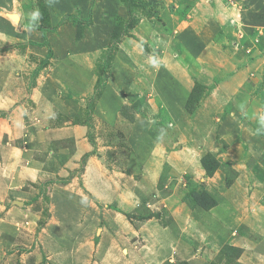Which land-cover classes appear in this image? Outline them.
I'll return each instance as SVG.
<instances>
[{"label": "crops", "instance_id": "crops-1", "mask_svg": "<svg viewBox=\"0 0 264 264\" xmlns=\"http://www.w3.org/2000/svg\"><path fill=\"white\" fill-rule=\"evenodd\" d=\"M42 3L48 10L51 26H56L60 18L67 14L86 19L90 9L91 24L82 30L80 36L71 34V30L67 34L66 30L70 29L68 23L58 28L56 32L59 34L48 32L46 37L52 51L48 59L46 46L29 44L41 43L43 39L35 26L24 25L29 22L28 13L15 11L19 15V23L12 24L15 34L8 32L11 23L2 18L0 86L9 89L0 91V237L9 235L11 238L9 247L0 243V264H16L17 260L22 264L26 260L31 261V257H34L35 264H42L39 246L46 252V264H83L90 260V254L95 250V244L87 239L100 224L106 209L111 214H126L138 204L132 190L136 186L134 176L137 175L134 166L109 159L107 148L100 145L97 138L93 145L88 141L87 126L78 121L76 123L87 108L85 99L94 94L95 63L110 43L116 22L127 20L126 8L121 0H43ZM247 3L249 9L246 15L251 24L245 30L252 34L256 28L264 29V0H248ZM179 5L189 7L190 14L174 32L193 38L194 44L189 46L191 50L188 53L198 64L211 60L209 56L215 41L208 34H226L232 12L224 9L221 0H177L176 7ZM5 6L7 4L0 7L4 15L9 12ZM141 23H144L143 19L128 34L140 32ZM225 24L227 29L221 33L220 29ZM152 29L149 25L147 30L151 33ZM123 39L120 45H128V37ZM212 53L218 55V52ZM35 56L38 62L48 61L49 64L36 77L30 91L20 95L18 88L13 89L18 86L17 77L35 70L38 65L32 62ZM244 61L240 66H222V71L230 73V76L216 86L224 93L222 97L233 104L235 118L243 120L234 122V138L232 136L229 140L232 145L229 151L222 153L223 159L240 174L237 179L245 175L249 162L252 164L250 172L253 168L258 174L264 173V162L261 161L264 139L260 135L261 129L264 130V58L250 64ZM189 68H178V74H187V78L183 79L186 82L181 99L183 105L195 82L191 77L196 72ZM47 69L49 75H45ZM105 82L93 109L89 110L88 123L91 127H95L96 122L115 126L127 121L121 117L122 102L126 97L112 84L110 77ZM50 87L59 88L61 95L56 96V90L52 91ZM248 122L259 125V129H254ZM238 135L243 140L242 145L236 142L235 136ZM56 143L57 147L51 146ZM131 148L135 165L140 167V178L146 171L155 178L159 167L155 165L153 171L152 165L141 160V148L133 147V144ZM188 160L185 162L188 163ZM194 163L190 173H194V178L205 180L206 173L200 162ZM221 174L223 171L217 170L207 180L216 181ZM138 182L145 190L143 180ZM40 191L46 195V211L50 218L39 227L44 211ZM123 223L118 228L127 232L126 236L119 233V237L109 238L105 232L100 233V243L95 250L97 263L162 264L165 261L174 262V259L185 255L184 259L189 264H201L194 255L184 253L182 244L167 238L156 223L146 229H133L127 222L126 226ZM262 224L264 230V220ZM130 228L142 238L143 243L138 247L132 246ZM106 229L109 232L110 228ZM232 241L229 242L232 244ZM82 245L84 250H80ZM261 246L256 247L259 249ZM36 247L38 249L35 250ZM75 247L81 252L78 253ZM242 252L239 261L243 264H248L251 256L260 253L259 250L253 252L250 248L246 249L245 245Z\"/></svg>", "mask_w": 264, "mask_h": 264}, {"label": "rangeland", "instance_id": "rangeland-1", "mask_svg": "<svg viewBox=\"0 0 264 264\" xmlns=\"http://www.w3.org/2000/svg\"><path fill=\"white\" fill-rule=\"evenodd\" d=\"M221 1L224 9L232 12L233 22L230 20L226 34H208L211 40L215 41L209 56L211 60L198 64L188 53L191 50L189 46L194 44L193 38H189L185 33L174 32L178 24L187 19L190 14L189 7H176L177 0H131L130 15H127V19L129 16L128 20L135 21L134 25L130 26L131 30L143 19L144 23L139 25L140 32L133 31L127 36L128 45H120L125 36H120L119 39L118 37L127 20L119 19L112 36V39H118V43L115 42L112 48L107 46L98 63H95L94 94L85 99V106H89L90 111L93 109L96 97L104 89L106 78L110 77L112 84L126 97L122 102L124 106L121 117L127 121L115 126L96 122L90 132L93 139L97 138L99 144L107 148L109 159H117V163L122 161L134 166L137 175L134 176L136 186L132 187V190L138 203L126 214H111V211L106 209L100 224L87 239L95 244V250L100 243L101 232H105L109 238H116L119 233L126 236L127 232L118 228L123 222V226H126L127 222L133 229H146L150 224L156 223L167 238L182 244L186 251L184 253L194 255L201 264H243L239 259L244 245L253 252L260 251L251 256L248 264H264V246H261L264 242V207L261 206L264 204V173L258 174L253 168L250 172L252 164L249 162L244 171L245 175L237 179L240 174L233 170L231 163L223 159L222 153L229 151L232 145L229 140L235 133L234 122L236 124L242 118H235L233 104L222 97L224 93L216 89L220 81L230 76V73L222 71L225 64L240 66L244 60L245 64H250L264 58V29L256 28L252 34L246 32L245 28L251 24L246 15V10L249 9L248 0ZM42 2L43 0H0V7L7 4L5 9L9 11L4 15V10H0V24L3 20L11 23L8 32L15 34L13 25L19 23V15L15 11L19 10L29 15V22L24 25L34 27L47 24L48 10L43 9ZM126 12L128 14L127 10ZM15 18L17 20L13 21ZM235 20L240 21L237 23ZM67 23L70 24V29L66 30L67 34L70 30L73 32L71 34H81L85 28L83 24L74 22V19ZM149 25L153 28L151 33L148 32ZM227 26L225 24L220 32L223 33ZM214 51L218 52V55L213 54ZM32 62L38 64L35 70L29 71L28 75L20 74L17 77L19 83L13 89L18 88L20 95H25L24 92L31 89L36 77L49 64L48 61L38 62L37 56ZM180 66L185 69L190 66L189 69L196 72L191 80L202 86L196 89L185 105L181 99L186 84L183 79L187 78V74H178ZM47 73L49 75V69L45 71V75ZM259 87L260 84L256 90ZM7 88L0 86V91H6L9 89ZM50 89L56 90V96L61 95L59 88ZM87 111L86 109L80 114L76 122H81L87 116ZM248 123L254 129H259V125ZM260 135L264 139L263 129ZM235 137L236 142L242 145L241 136ZM132 144L133 147L141 148V160L152 165L153 171L155 165L159 167L155 178L147 171L143 173V178H140V167L135 165L131 152ZM51 146L57 147L58 144ZM208 153L227 164L223 168V175L217 177L216 181H211L210 178L207 180V176L205 180H200L199 177L194 178V173H190L194 162L199 161L201 164L202 157ZM187 158L190 159L188 163L185 162ZM261 161L264 162V154ZM142 180L146 186L145 190L141 189L138 182ZM201 192H206L216 201V205L208 211L197 208L196 199ZM39 195H42L44 203L39 223H44L50 216L46 211V195L41 191ZM106 228H110L109 232ZM130 234L132 246L138 247L143 243L142 238L131 228ZM10 238L9 235L1 236L0 243L9 247ZM231 239L232 244L229 242ZM227 245L233 249L230 248L229 251ZM257 245L261 247L257 249ZM84 248L82 245L80 250ZM39 249V255L43 258L42 264H46V252L40 246ZM75 249L79 250L78 247ZM234 249L240 250L237 258L232 254ZM95 250L90 254V260L83 264H102L97 263ZM33 258L22 264H35ZM184 258L185 255L174 259V262L165 261L162 264H189ZM16 264L21 263L17 260Z\"/></svg>", "mask_w": 264, "mask_h": 264}, {"label": "trees", "instance_id": "trees-1", "mask_svg": "<svg viewBox=\"0 0 264 264\" xmlns=\"http://www.w3.org/2000/svg\"><path fill=\"white\" fill-rule=\"evenodd\" d=\"M121 2H123L124 7L128 11L127 15H130L131 0H122ZM43 9H45V11H46V8L43 7ZM90 17H91V9H90L88 17L86 19H79L76 16L67 14V15L63 16V18L58 22V24L56 26H51L50 22H49V18L47 16V24H45V25H42V24L35 25L36 29L41 33L43 41L41 43L29 42V44L30 45H35V46H46L48 48L47 49L48 50L47 51V58L49 59L52 56V51L50 50L49 42L47 40L46 34L48 32H56L61 25L67 23L70 19H74V22L81 23V24L84 25V27H87V26H89L91 24ZM128 19H129V16H128ZM128 19L125 22V25H124L122 31L120 32L118 39L120 38V36H129V34H127V30L130 29L131 25H134L135 21H130ZM78 36H80L79 33H78ZM117 40H114V39L111 38L110 39V43L108 44V46L110 45L111 48H112L115 42L118 43ZM197 88H202V86L198 82H194V85H193V87H192V89L190 91V94H189V97H188V100H187L186 104L188 103L189 99L191 98V96L193 95V93L196 91ZM97 97H96V99H97ZM96 99H95V101H96ZM95 101H94V103H95ZM86 109L89 111L90 107L87 106ZM88 119H89V113H87L85 121L79 122V123L87 126V128H88L87 138H88V141L93 145V144H95L94 143V139H93V137L90 134V129L92 127L88 123ZM201 165H202V167H203V169H204V171L206 173V176L207 177H212L213 174L217 170H222L223 171L224 170L223 168L227 164L220 162L219 160L214 158L212 154L208 153V154H205L202 157ZM196 205H197V208H200L201 210H204V211H208V210H210L211 208H213L216 205V201L212 197H210L206 192H201L200 194L197 195ZM42 223H39L38 226L40 227ZM227 247H228L227 249H229V251H230V248L233 249L231 246L229 247L227 245ZM233 251H232L233 253L232 252H230V253L235 255L234 257L237 258L238 254H240V250L234 249Z\"/></svg>", "mask_w": 264, "mask_h": 264}, {"label": "water", "instance_id": "water-1", "mask_svg": "<svg viewBox=\"0 0 264 264\" xmlns=\"http://www.w3.org/2000/svg\"><path fill=\"white\" fill-rule=\"evenodd\" d=\"M14 21H15V19H14Z\"/></svg>", "mask_w": 264, "mask_h": 264}]
</instances>
